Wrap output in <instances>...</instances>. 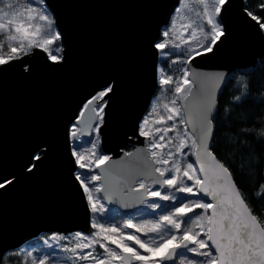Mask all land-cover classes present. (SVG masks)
Listing matches in <instances>:
<instances>
[{
    "label": "snow or ice",
    "instance_id": "snow-or-ice-1",
    "mask_svg": "<svg viewBox=\"0 0 264 264\" xmlns=\"http://www.w3.org/2000/svg\"><path fill=\"white\" fill-rule=\"evenodd\" d=\"M178 5L147 41L153 58L168 62L167 68L154 64L153 83L170 91L171 99L160 104L155 98L146 111L126 119L119 108L120 82L108 76L64 125L67 181L81 195L88 230L53 231L41 247L0 253V264L12 255L18 264H264V183L251 192L241 187L236 159L226 152L247 146L248 166L259 173L264 154L254 147L264 145V120L250 126L245 120L233 131L222 118L248 99L264 104V96L253 92L254 73L247 74L243 90L226 98L221 113L231 70H204L203 62L229 39L232 0H178ZM240 12L264 43V0L254 8L240 0ZM63 39L48 0H0V77L15 70L29 81L36 71L29 60L36 58L43 70L61 71L68 63ZM105 137L114 144L110 151L104 149ZM50 149L47 142L36 144L21 173L35 176ZM19 179L0 174V190L7 192ZM253 201L260 202L259 209ZM108 205H146L154 215L165 205L168 210L120 226L98 219Z\"/></svg>",
    "mask_w": 264,
    "mask_h": 264
},
{
    "label": "water",
    "instance_id": "water-1",
    "mask_svg": "<svg viewBox=\"0 0 264 264\" xmlns=\"http://www.w3.org/2000/svg\"><path fill=\"white\" fill-rule=\"evenodd\" d=\"M48 2L64 35L68 63L51 73L43 70L38 58L30 59L36 71L29 81H21L15 70L0 77V174L20 177L7 192L0 190V253L16 250L41 234L88 230L81 195L67 181L64 125L79 101L108 76L120 82L119 108L126 119L146 111L157 90L153 72L158 64V57L147 50V41L178 6V0ZM227 19L229 39L203 64L204 70H231V81L236 74L256 71L264 43L241 16L240 0H232ZM44 142L51 145L50 157L28 178L21 168L35 145ZM113 147L105 137V151ZM108 207L132 214L142 205Z\"/></svg>",
    "mask_w": 264,
    "mask_h": 264
},
{
    "label": "trees",
    "instance_id": "trees-1",
    "mask_svg": "<svg viewBox=\"0 0 264 264\" xmlns=\"http://www.w3.org/2000/svg\"><path fill=\"white\" fill-rule=\"evenodd\" d=\"M250 8H254L260 0H246ZM259 14V13H258ZM233 76L231 83H229L220 96L221 113H224V104L227 97L231 95L239 94L238 90H233ZM244 83L248 82V75L243 76ZM251 86L254 93L258 92L259 95L264 96V60H261L258 64L254 75L251 76ZM225 122V128H231L233 131H238L241 127L245 126V120L247 125H251L256 120H264V104H261L258 100L252 99L246 100L244 103L239 104L234 109L229 110V114L222 116ZM220 132L217 133L218 137ZM235 139V137H233ZM221 147H225L221 142ZM254 151L264 154V145H256ZM227 154L232 157L234 155L237 162V179L246 191L251 192L254 190V186L258 183H264V163H262L259 173L256 170L250 169L248 166V149L247 146L237 145L236 148H226ZM223 155V153H222ZM257 209L260 207L259 201H253ZM6 264H12L10 260L5 259Z\"/></svg>",
    "mask_w": 264,
    "mask_h": 264
},
{
    "label": "rangeland",
    "instance_id": "rangeland-1",
    "mask_svg": "<svg viewBox=\"0 0 264 264\" xmlns=\"http://www.w3.org/2000/svg\"><path fill=\"white\" fill-rule=\"evenodd\" d=\"M158 64L163 65L165 68L168 67V62L160 59L159 57H158ZM176 67L178 66H173V68H176ZM172 74L178 75V73L175 71H172ZM243 76L244 75L237 74V76L234 77V82H233L234 85L232 87L233 90H238L239 92L243 90L241 88V85L244 84ZM171 95L172 93L170 91L159 89V87L157 86L156 93L154 97L152 98V100L155 98H159L158 102L160 104H163L164 102H167L171 99ZM128 150H131V148L128 147ZM161 203L163 204L164 202H161ZM167 210H168V207L167 205H165L163 208L158 209L157 213L154 215L151 209H149L146 205H142V208H140L139 210H137L136 212L132 214H122L117 210L109 208V210L102 217H98V219L102 220V222L104 223H114V224L122 226L128 221L141 222L147 219H154L156 218V216H158L159 213L165 212ZM127 231H130V230H127ZM47 234H50V233L41 234L39 237L26 242L25 244H23L22 246H20L19 248L13 251L23 252V251L31 250V248L33 247H41L43 245V241L46 238ZM43 250L44 249L42 248V251ZM13 251H10V252H13ZM6 260H10V262H13L12 264H18V259L15 255H12L11 259H6ZM4 264H6L5 261H4Z\"/></svg>",
    "mask_w": 264,
    "mask_h": 264
}]
</instances>
